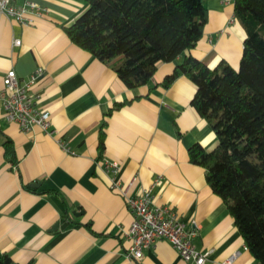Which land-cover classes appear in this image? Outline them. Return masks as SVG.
Listing matches in <instances>:
<instances>
[{
    "label": "crops",
    "instance_id": "crops-1",
    "mask_svg": "<svg viewBox=\"0 0 264 264\" xmlns=\"http://www.w3.org/2000/svg\"><path fill=\"white\" fill-rule=\"evenodd\" d=\"M34 1L45 12L30 24L0 13V87L8 71L26 79L42 67L33 90L51 124L49 132L33 127L23 133L6 121L0 103V251L18 264H192L166 240L145 248L139 261L126 257L133 216L111 187L116 183L127 197L148 189L152 206L168 207L195 230L192 242L208 253L205 264H225L232 255L230 264H256L205 170L189 160L193 145L206 151L217 145L190 104L195 86L183 75L161 85L188 54L209 68L220 61L238 68L245 32L233 16L234 0H202L207 18L195 47L158 63L150 82L135 89L122 83L112 62L99 61L65 34L85 0ZM109 160L117 170H107Z\"/></svg>",
    "mask_w": 264,
    "mask_h": 264
},
{
    "label": "trees",
    "instance_id": "trees-1",
    "mask_svg": "<svg viewBox=\"0 0 264 264\" xmlns=\"http://www.w3.org/2000/svg\"><path fill=\"white\" fill-rule=\"evenodd\" d=\"M85 2L64 32L99 61L112 62L128 89L148 84L158 63L194 48L207 18L202 0ZM233 16L245 32L237 69L225 61L209 68L188 54L161 85L183 75L195 86L190 104L211 126L217 145L210 151L193 145L189 160L205 170L207 184L226 205L256 264H264V0H234ZM123 104L115 103L106 115ZM4 149L11 158L9 142ZM0 264L18 263L0 251Z\"/></svg>",
    "mask_w": 264,
    "mask_h": 264
},
{
    "label": "built area",
    "instance_id": "built-area-1",
    "mask_svg": "<svg viewBox=\"0 0 264 264\" xmlns=\"http://www.w3.org/2000/svg\"><path fill=\"white\" fill-rule=\"evenodd\" d=\"M44 12L45 9L34 0H22L20 3L17 0H0V13L22 24H30L32 17L42 16ZM19 43L18 39L13 40L14 45ZM43 74V68L36 67L26 79H19L14 71H8L2 78L0 103L4 118L15 123L23 133H28L33 127L49 132L50 113L40 107V95L33 90ZM105 164L107 170H117L114 161H105ZM155 184H161V181L155 180ZM111 187L117 188L125 197L133 216L125 232L131 240L125 253L127 258L139 261L145 248L158 240H166L183 261L205 264L208 253L198 251L192 242L195 230L185 228L168 207L152 206L148 189L136 197H127V188H118L116 183ZM233 259L234 255L225 264H230Z\"/></svg>",
    "mask_w": 264,
    "mask_h": 264
},
{
    "label": "water",
    "instance_id": "water-1",
    "mask_svg": "<svg viewBox=\"0 0 264 264\" xmlns=\"http://www.w3.org/2000/svg\"><path fill=\"white\" fill-rule=\"evenodd\" d=\"M32 186H38V184H32ZM73 214H75V213H73ZM60 222H63V219H60L57 223H55L54 226L52 227V229L56 228Z\"/></svg>",
    "mask_w": 264,
    "mask_h": 264
}]
</instances>
